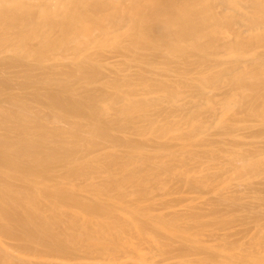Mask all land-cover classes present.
I'll return each mask as SVG.
<instances>
[{
    "label": "bare ground",
    "instance_id": "bare-ground-1",
    "mask_svg": "<svg viewBox=\"0 0 264 264\" xmlns=\"http://www.w3.org/2000/svg\"><path fill=\"white\" fill-rule=\"evenodd\" d=\"M0 264H264V0H0Z\"/></svg>",
    "mask_w": 264,
    "mask_h": 264
}]
</instances>
